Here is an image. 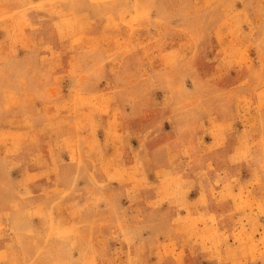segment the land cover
<instances>
[{
  "label": "rangeland",
  "instance_id": "1",
  "mask_svg": "<svg viewBox=\"0 0 264 264\" xmlns=\"http://www.w3.org/2000/svg\"><path fill=\"white\" fill-rule=\"evenodd\" d=\"M0 264H264V0H0Z\"/></svg>",
  "mask_w": 264,
  "mask_h": 264
}]
</instances>
